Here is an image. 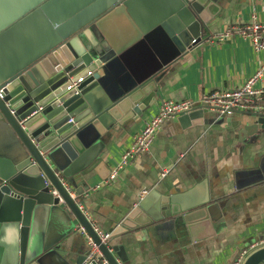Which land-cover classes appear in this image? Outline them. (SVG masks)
I'll return each mask as SVG.
<instances>
[{"label":"crops","instance_id":"crops-1","mask_svg":"<svg viewBox=\"0 0 264 264\" xmlns=\"http://www.w3.org/2000/svg\"><path fill=\"white\" fill-rule=\"evenodd\" d=\"M220 5L221 12L202 26L201 41L166 66L141 40L138 27L121 5L110 7L88 26L98 42L109 43L107 47L117 51L104 73L114 86L128 89L134 81H153L156 86L153 105L117 131H107L91 153L100 160L83 171L84 177L76 175L90 187L82 195L90 222L111 233L143 191L141 200L152 203L158 193L179 195L181 205L204 207L209 216L208 225L196 232H187L180 215H170L112 238L107 246L121 245L127 255L124 263L115 257L119 264H224L264 238V131L240 135L253 116L233 118L232 114L206 110L208 122L184 129L177 118L168 119L149 153L137 156L130 167L119 172L113 185L95 189L103 181L101 176L116 167L120 154L161 100H190L198 109L203 94L234 89L256 71L264 54L255 52L249 40L236 34L221 42L213 37L237 25L264 24V0H222ZM259 87L264 88V81ZM0 157L6 154L0 153ZM99 161L103 167L95 171ZM76 223L65 204L36 208L27 256L40 255L41 264H81L89 245L76 232ZM8 228L11 238H18L20 223Z\"/></svg>","mask_w":264,"mask_h":264},{"label":"water","instance_id":"water-1","mask_svg":"<svg viewBox=\"0 0 264 264\" xmlns=\"http://www.w3.org/2000/svg\"><path fill=\"white\" fill-rule=\"evenodd\" d=\"M221 1L0 0V138L6 148L1 151L6 157H0V264L42 263L40 255L27 256L31 217L38 207L57 205V196L108 264H119L116 258L127 261L123 246L99 241L63 182L82 198L90 187L76 175L84 177L83 171L100 160L91 154L93 146L102 143L107 131L141 117L155 102L156 86L153 81H134L128 89L114 86L104 73L117 51L98 42L88 26L110 7L121 5L141 40L166 66L201 41L202 26L221 12ZM252 116L240 135L264 131V117ZM177 121L182 129L203 125L208 122L206 109H195ZM102 167L99 161L94 169ZM107 177L108 171L101 176ZM182 199L158 193L152 203L139 200L109 233L108 241L170 215H180L190 233L207 226L206 209L183 206ZM12 223H20L16 243L8 228ZM244 264H264V247Z\"/></svg>","mask_w":264,"mask_h":264},{"label":"built area","instance_id":"built-area-1","mask_svg":"<svg viewBox=\"0 0 264 264\" xmlns=\"http://www.w3.org/2000/svg\"><path fill=\"white\" fill-rule=\"evenodd\" d=\"M233 34L249 40L255 52H261L264 54V24L252 22L244 25H237L224 33L217 34L213 38L218 42H221L228 40V37ZM81 80L82 79L80 78L74 84L67 87V89L77 85ZM263 81L264 58L259 62L253 75H251L242 85L230 90H214L203 94L201 107L218 115H231L235 112H248L258 117H264V88L259 87ZM193 110H195V107L190 100H184L181 102L161 100L156 112L148 117L140 131L133 135L130 145L120 154L116 167L110 171L108 177L98 184L95 189L113 185L118 178L119 172L130 167L137 156L149 153L155 136L164 121L188 114ZM63 186L67 191L68 197L91 224L99 241L106 246L109 242V233L99 230L96 225H93L90 222V216L84 208L81 196H78L68 183L63 182ZM145 193V191L141 192L139 197L140 200L144 197ZM57 198L59 203L64 204L60 196H57ZM75 230L85 237L87 244L89 245L88 254L81 264H90L93 261H98L99 264H108L78 221ZM262 247H264V238L258 242L251 243L247 248L241 249L233 260L224 264H244L246 258L252 252Z\"/></svg>","mask_w":264,"mask_h":264},{"label":"rangeland","instance_id":"rangeland-1","mask_svg":"<svg viewBox=\"0 0 264 264\" xmlns=\"http://www.w3.org/2000/svg\"><path fill=\"white\" fill-rule=\"evenodd\" d=\"M252 115H253L252 113H248V112H235L232 114V117L233 118H240L241 116H252ZM1 151H6V148H5L4 142L0 138V153H4ZM13 242L16 243L14 236H13Z\"/></svg>","mask_w":264,"mask_h":264}]
</instances>
